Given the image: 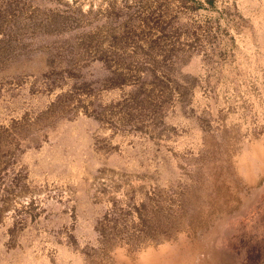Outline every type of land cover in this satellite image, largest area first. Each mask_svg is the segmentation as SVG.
Instances as JSON below:
<instances>
[{"label": "rangeland", "instance_id": "obj_1", "mask_svg": "<svg viewBox=\"0 0 264 264\" xmlns=\"http://www.w3.org/2000/svg\"><path fill=\"white\" fill-rule=\"evenodd\" d=\"M0 264H264V0H0Z\"/></svg>", "mask_w": 264, "mask_h": 264}]
</instances>
